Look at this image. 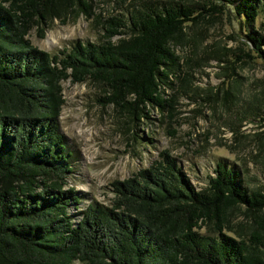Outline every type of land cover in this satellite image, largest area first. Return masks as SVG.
<instances>
[{
	"label": "trees",
	"instance_id": "trees-1",
	"mask_svg": "<svg viewBox=\"0 0 264 264\" xmlns=\"http://www.w3.org/2000/svg\"><path fill=\"white\" fill-rule=\"evenodd\" d=\"M206 1L209 10L231 5L249 26L261 0ZM72 9L90 12L85 0H0V264H264V186L247 192L221 161L196 190L162 150L111 182L110 206L67 212L81 198L62 188L72 152L58 130L61 82H98L102 103L134 115L148 104L170 109L161 90L179 70L170 43L201 16L182 4L144 5L106 18L99 43L51 54L26 39L32 25L43 37L51 18ZM243 37L256 51L264 45L248 28ZM233 213L244 220L233 225Z\"/></svg>",
	"mask_w": 264,
	"mask_h": 264
},
{
	"label": "rangeland",
	"instance_id": "rangeland-1",
	"mask_svg": "<svg viewBox=\"0 0 264 264\" xmlns=\"http://www.w3.org/2000/svg\"><path fill=\"white\" fill-rule=\"evenodd\" d=\"M85 2L89 13L67 10L51 18L43 37L37 36L32 25L26 39L51 54L74 41L99 43L106 18L125 19L144 5L182 4L192 11L191 17L201 16L187 20L182 35L170 43L179 69L173 68V74L169 71V84L161 86L162 98L169 100L170 109L148 104L134 115L112 103H102L104 87L98 82H61L63 104L57 117L58 130L72 152V169L62 188H73L81 198L78 207L70 206L67 212L84 209L89 202L110 206L111 182L147 168L162 150L177 160L196 190L204 188L218 161L238 171L240 185L247 192L261 190L264 45L256 51L243 34L248 28L264 35V0L249 26L235 16L231 5L209 10L206 0ZM243 218L233 213L230 220L234 225ZM199 231L210 232L209 228Z\"/></svg>",
	"mask_w": 264,
	"mask_h": 264
}]
</instances>
